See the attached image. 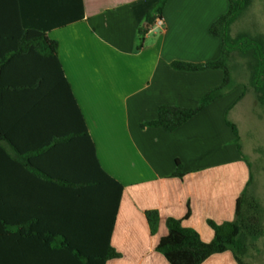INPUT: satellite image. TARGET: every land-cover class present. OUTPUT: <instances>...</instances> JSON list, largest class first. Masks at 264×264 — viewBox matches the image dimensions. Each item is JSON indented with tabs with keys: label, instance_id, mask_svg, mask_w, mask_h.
Returning a JSON list of instances; mask_svg holds the SVG:
<instances>
[{
	"label": "crops",
	"instance_id": "1",
	"mask_svg": "<svg viewBox=\"0 0 264 264\" xmlns=\"http://www.w3.org/2000/svg\"><path fill=\"white\" fill-rule=\"evenodd\" d=\"M158 1L83 0L82 20L47 32L58 43L63 72L99 163L124 187L111 237V245L122 256L107 264H169L156 247L168 234L170 218L183 220L184 227L211 242L214 232L208 221L222 224L235 219L236 202L250 178L243 150L227 125V119L232 122L229 113L238 90L175 131L142 127L157 118L161 106L194 108L224 81L222 70L185 72L175 70L172 63L219 60L221 42L209 29L228 11L227 0H169L162 13L163 26L148 30L138 50L140 29L147 28V15ZM47 96L48 107L55 108L53 114L52 108L47 111L48 131L64 136L78 130L64 98ZM68 149L47 152L55 159L43 166L77 164L81 174L85 165L88 170V152ZM176 161L183 166L182 179L173 177ZM32 185L27 198L38 191ZM149 211L160 215L155 235L146 218ZM11 246L14 250L0 257V264L82 263L57 242H12ZM203 264L237 262L228 251Z\"/></svg>",
	"mask_w": 264,
	"mask_h": 264
},
{
	"label": "trees",
	"instance_id": "2",
	"mask_svg": "<svg viewBox=\"0 0 264 264\" xmlns=\"http://www.w3.org/2000/svg\"><path fill=\"white\" fill-rule=\"evenodd\" d=\"M169 0H159L147 15V28L140 29V45L148 27L162 13ZM254 0H228V11L210 27L209 33L221 42V57L210 63L175 61L178 71L202 72L222 70L223 84L206 94L194 108L161 106L157 118L142 124L143 128H163L172 132L193 119L231 88L229 61L236 57L247 60L249 86L264 107V36L239 34L233 37L232 26ZM84 18L83 0H0V257L14 250L12 242L48 244L57 242L67 254L81 264H107L121 258L111 245V237L124 187L100 165L84 117L73 96L58 56V43L47 32L52 27L65 26ZM63 97L65 107L78 122V130L61 136L48 131L45 122L47 95ZM244 94L239 98L242 99ZM52 103H54L52 101ZM50 104V103H49ZM74 124V127H77ZM240 151L237 126L227 119ZM73 137V138H72ZM73 139V141H72ZM75 140V141H74ZM70 152H88V170L77 164L67 168L44 167L47 152L64 148ZM242 153V152H241ZM250 178L236 202L235 219L208 225L214 238L207 243L199 233L183 226V220H167L168 234L161 238L156 251L169 264H203L217 254L232 252L237 264L244 261L252 240L263 235L262 209L250 195L253 183L251 164L246 159ZM84 166V165H83ZM78 167V168H77ZM185 176L183 166L176 161L173 177ZM29 181L32 183H24ZM37 188L27 198L28 187ZM190 216V210L185 219ZM146 218L155 235L159 228L158 211H149ZM20 251H24L20 247Z\"/></svg>",
	"mask_w": 264,
	"mask_h": 264
},
{
	"label": "rangeland",
	"instance_id": "3",
	"mask_svg": "<svg viewBox=\"0 0 264 264\" xmlns=\"http://www.w3.org/2000/svg\"><path fill=\"white\" fill-rule=\"evenodd\" d=\"M227 5L228 0H227ZM227 6V7H228ZM248 34L251 37L264 36V0H254L241 18L232 26L231 34ZM231 70V88L226 89L225 95L238 90L235 106L229 113V119L239 131L242 154L251 164L253 183L250 195L259 202L262 209L263 235L252 240V245L245 253L246 264H264V107L258 101L254 91L249 86L250 71L247 60L236 57L229 61Z\"/></svg>",
	"mask_w": 264,
	"mask_h": 264
},
{
	"label": "built area",
	"instance_id": "4",
	"mask_svg": "<svg viewBox=\"0 0 264 264\" xmlns=\"http://www.w3.org/2000/svg\"><path fill=\"white\" fill-rule=\"evenodd\" d=\"M155 26L162 27L163 26V20L161 18L156 19L154 25L149 26L148 30L152 29Z\"/></svg>",
	"mask_w": 264,
	"mask_h": 264
}]
</instances>
